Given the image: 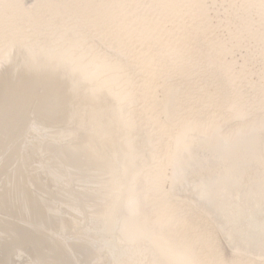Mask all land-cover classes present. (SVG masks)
Segmentation results:
<instances>
[{
	"label": "bare ground",
	"instance_id": "bare-ground-1",
	"mask_svg": "<svg viewBox=\"0 0 264 264\" xmlns=\"http://www.w3.org/2000/svg\"><path fill=\"white\" fill-rule=\"evenodd\" d=\"M2 1L0 24L21 19L40 38H13L0 54V264H226L164 197L213 222L236 254L231 264H264V119L227 130L183 118L165 144L140 121L130 60L83 23L94 0H37L32 11ZM47 24L61 26L64 44L46 45ZM211 50L208 61L228 54ZM220 69L230 81L231 63ZM185 95L167 89L168 119ZM164 145L173 150L166 192L149 173Z\"/></svg>",
	"mask_w": 264,
	"mask_h": 264
},
{
	"label": "rangeland",
	"instance_id": "rangeland-1",
	"mask_svg": "<svg viewBox=\"0 0 264 264\" xmlns=\"http://www.w3.org/2000/svg\"><path fill=\"white\" fill-rule=\"evenodd\" d=\"M37 2L15 0L16 4L27 11H32ZM94 2L96 3L92 2L91 7L88 6L89 9L86 7L83 11V23L91 27V30L94 26L100 28L99 35L97 31L91 34H97L96 38L105 47L117 50L130 60L133 71L126 73L131 77V89L142 97L136 105L139 117L142 116L140 121L143 123L146 121L144 123L146 128L149 127L148 130L152 134L162 136L165 144L172 141L176 128L183 118L188 117L187 119L192 120L199 118L207 121V124H225L227 130H235L244 120L247 123L264 119L262 109L264 97L261 95V91L264 90V39L259 38L264 35V8L258 1L94 0ZM1 3L2 0L0 9ZM94 8L104 13L99 17L94 16ZM44 21L51 23L49 17H44ZM24 23L21 19L12 18L0 24V54L13 38L28 37L31 43L40 38L31 28H23ZM60 23L64 27L70 24V20L66 19ZM54 27L52 29L51 25H48L42 32L48 35L46 45L64 44V39L57 32L61 26ZM91 39L90 36H86L84 42ZM212 40L215 42L219 40L222 43L220 46L226 48L228 54L225 58L224 55L219 57L215 54L212 55V61L206 59L211 49L221 50L220 46L217 48V45H213ZM65 43L69 45L70 41L67 40ZM210 46L213 48L210 49ZM173 51L178 54L172 55ZM224 61L230 62L233 66L230 81L220 69L221 62ZM170 88L182 89L186 94L181 98L182 109L173 119H168L162 110V99ZM234 102L242 105L248 113L246 118H234L230 109ZM149 119L151 125L150 121H147ZM172 151V148L165 145L163 148L160 147L153 167L149 170L152 175L157 173L159 176L163 192L170 188L171 167L168 155H172ZM164 199L168 205L174 207L177 215L186 218L188 223L193 225L196 233L205 235L212 243L215 242L221 258L226 264H231L236 254L233 255L232 249L213 222L211 223L187 201L171 197Z\"/></svg>",
	"mask_w": 264,
	"mask_h": 264
}]
</instances>
